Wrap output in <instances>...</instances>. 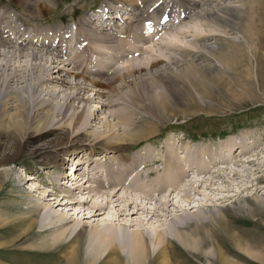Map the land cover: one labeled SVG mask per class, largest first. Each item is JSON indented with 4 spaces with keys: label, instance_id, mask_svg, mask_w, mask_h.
I'll use <instances>...</instances> for the list:
<instances>
[{
    "label": "rangeland",
    "instance_id": "1",
    "mask_svg": "<svg viewBox=\"0 0 264 264\" xmlns=\"http://www.w3.org/2000/svg\"><path fill=\"white\" fill-rule=\"evenodd\" d=\"M105 1L80 0L72 8L60 10L56 15L57 19L49 22L58 26L54 23L77 21L88 11H91V14L95 11L98 12L99 7ZM205 1L207 5L204 7L210 5L212 9L222 10V6L226 8L228 5V7L236 8L230 18L231 22L226 25L227 29L225 30L219 27L216 31L206 24L204 31H207L201 33L202 36L199 33L200 35H195L196 38H194L195 36L192 38L190 34H185L186 37L182 34L185 43L192 46L193 42H196L194 44L199 46L193 44L196 48L192 46L191 49L195 48V52L190 50V46L187 48L188 45L182 47V50L178 52L177 48L173 47L174 52L171 49L170 54L166 52L169 57L165 55L167 58L154 62L155 69L151 68L152 72L144 66L141 69L142 77L138 80L128 75L120 78L116 67L124 64L123 61L127 58L118 56L112 63H107L104 71H96L90 76L99 79L104 84L102 90L105 93L102 95V102L97 104L96 100L94 107L97 106L98 110L102 109L103 113L107 110L125 111L126 116L129 117L125 116L126 118H133L130 122L134 125L132 124L128 129L121 127L116 131V133L122 134L124 144L119 147L117 154L113 151L101 153L96 145L84 147V151L81 152L80 149L83 148L81 146L74 149L75 154L74 150L58 154V164L62 163L63 165L60 170L58 167L50 168L48 165L41 167L37 163L38 158L29 154V150L33 146L20 148V135L16 129L6 121V125H0V264H68L71 259L69 257H72L74 253H76V263L73 264H85L90 258H93V256L84 254V249H87L85 242L89 231L94 229V225L99 228L103 225V227L108 226L110 221L106 217H110L109 214L112 211L105 210V213L101 212L100 216L91 217L93 215L91 210L85 209L90 207L95 199L89 198L86 191H81L86 188L87 184L76 190L74 185L63 186L64 190L68 188L72 190V196H74L70 197V201H66L62 199V195L55 193L56 190L53 191L49 188L51 184H48L47 180L64 181L71 171L70 165H75L77 168L76 176L81 174L89 179L92 176L91 170L96 165L107 164L106 159L111 155L114 158L120 156L115 161L120 160L123 164L130 162L134 164L138 159L137 165H143L134 169L133 175L131 174L130 177H134L137 173L143 179L145 178L143 172L149 171L151 175L148 176V184H151V181L162 172L175 175V169H183L185 175L181 177L180 181H177L175 188H167L168 190L158 192V194L153 192L151 200H145L141 192L135 191V195L140 198L137 200L138 203L141 202L140 207L153 213L147 224L139 222L144 210H139L128 218L121 217L120 220L127 219L125 220L127 222H122L123 225L114 222L116 226L123 227L128 234L129 231L139 228L137 226L142 223L143 227L140 226L139 230L142 229L151 238H155L159 231L162 232L170 245L177 248L175 258H166L168 264L175 262L178 264H216V250L221 252V258L227 264H264V95L261 92V88L264 91V80L260 81L259 75L258 79L256 78L258 73L264 77V0ZM140 2L141 0L137 4ZM0 4V7L12 6L10 0H0ZM86 8L90 10L84 12ZM176 9L174 16L177 15L175 12L178 13L181 10L180 8V10ZM72 10L74 11L73 18H71ZM196 14L201 15L202 9L197 10ZM191 16L194 18V15ZM126 18L125 22L113 21L118 25L117 31L119 28H123V32L119 34V31H116L117 35L114 38L118 39L120 36L118 40L114 39L115 41L103 43L107 47L109 55H117L121 48H124L123 50L127 48L130 51L135 45L138 46L140 43L138 41L142 39L139 34L143 35L144 32L140 30L142 32L137 34L134 29L146 23H155V17H147V20L128 19V16ZM94 19L91 18V22ZM189 20L187 19L185 22L191 23L192 20ZM43 22L48 21L44 20ZM30 24L32 25V23ZM121 24L123 27H120ZM128 28H132L130 29L132 30L131 37L124 34ZM106 30L104 29V31ZM159 35L160 33L156 36L153 35L154 37L151 36L150 39H145L144 42L150 40L146 46L150 44L155 48L166 47L167 45L161 44V41L158 40ZM182 35H180L181 38H183ZM127 39L130 42L133 39V42L127 43ZM84 47L86 55H92L93 47L88 45H84ZM189 50L190 52H186ZM132 53L133 55L140 53L142 56V51L138 53L133 51ZM166 62L168 63L166 64ZM188 68H191L192 71L196 68L193 71L195 79L190 77ZM162 70L163 72H161ZM181 71L183 72L181 73ZM187 72L188 74H186ZM163 73H166L167 76H175L179 80L176 85L180 91L174 90L173 101L166 105L170 114H164L166 112H162V109L157 112L152 108L146 110L143 108V106L148 107L146 101L143 104H138L137 99L134 107L132 100L138 97L136 93L140 89L139 80L148 82V85L151 82L153 87H157V82ZM219 79L222 80V83L218 91L216 87L214 89L216 84L214 81ZM259 84H261V88ZM206 88H209L213 94L201 95V92L208 91ZM21 107L22 103L18 100L15 110L12 108L11 113L19 114L20 117ZM75 109L81 110L80 107ZM108 116L109 113H107ZM96 128L99 129V125H96ZM54 134L55 131H51L49 138H52ZM244 135H247V139H244L247 144L242 146L239 143L243 141L241 137ZM130 138H133L132 141ZM230 140L237 143L231 151L228 149ZM171 144L176 150L174 156L180 157V162L172 159V167L175 166L172 171L166 170L164 167L168 148H173ZM52 152L51 150L43 152L40 158L41 163H46L48 156L54 155ZM71 155L75 157V161L65 162L66 157L69 159ZM216 157L225 158L216 160L217 163H220L214 165L213 159ZM93 158H97V160L91 162ZM203 160L206 163H212L215 169L208 172L204 167L197 168L198 163ZM248 163L251 165L255 163L257 166L253 167ZM85 167L89 168V171H84ZM101 170V168H96L95 172H98L99 175ZM255 170H258V174ZM2 172L8 174L3 175ZM23 172L27 174L26 177ZM228 173H238L239 176V178L236 176L233 178L231 175L230 178L234 184H231L230 189L225 184L226 181L232 183L227 177L230 175ZM247 173L252 175L245 178ZM216 174L223 177L218 178ZM172 180L169 181V185L173 183ZM197 180L199 183L214 180L213 182L217 184L215 187H220L216 189L215 187L203 188L201 186L197 191H194L198 184V182L195 183ZM256 181H258L257 184ZM246 182L250 187L246 186L251 189L236 195L234 191L238 190L235 187L238 188L240 184ZM80 192L82 193L81 198L77 194ZM82 198L85 200H81ZM75 199L78 202L81 201L82 207L75 205ZM159 201L168 202L166 214L157 209L158 204L156 205V203ZM100 202L101 200L98 201V203ZM77 207L78 211H76ZM61 213L63 218L59 220L56 217ZM174 226L178 227L177 231L173 230ZM81 228L85 233L82 235V237L85 236L83 239L81 236L77 237ZM64 229L66 231H63ZM176 237L189 240L186 248L177 242ZM78 242L82 243L79 247L77 246ZM155 247L157 248L158 245Z\"/></svg>",
    "mask_w": 264,
    "mask_h": 264
},
{
    "label": "bare ground",
    "instance_id": "2",
    "mask_svg": "<svg viewBox=\"0 0 264 264\" xmlns=\"http://www.w3.org/2000/svg\"><path fill=\"white\" fill-rule=\"evenodd\" d=\"M10 1L12 6L0 7V125H6V121L8 124H11V127L13 126V128L16 129L17 133L20 135V148L22 146H33L32 149L29 150V154L33 155L34 158H38L37 163H39V166L41 165V167H43L48 165L50 168L58 167L59 170L63 165L62 163L58 164V154L62 152H73L74 149L78 147L80 148L81 146L83 147L80 149L81 152L84 151V147H93L96 145L98 147L97 149H100L101 153L113 151V153L117 154L120 149L119 147L124 144L121 136L122 134L116 133V131H118L121 127L128 129L133 124L130 122L133 118L128 119L129 117L126 116L125 111L117 112L107 110V112L105 111L103 113L101 111L102 109L98 110L97 106L94 107L96 102L97 104L102 102V95H104L105 92L102 90V85H104L103 82L99 79L93 77L91 78L90 76L92 74L96 73V71H104L107 63H112L115 57H126L127 59L123 61L124 64L116 67L118 75H120V78L128 75L131 76V78H136V80H138L142 77L141 69H143L144 66L148 71L150 70V72H152L153 69H155V66H153L154 62L161 61L162 58H167L168 55L166 52L170 54V49L173 51V47L177 48L176 50L178 52L182 50V47L188 45L187 48L190 46V50L195 52V46H198L194 44L196 42H193L195 46L192 44L195 48L191 49L192 46L184 42L185 39L183 35L185 36V34H190L193 38L199 33H204L207 31H204L206 24L209 25L208 27L213 28V30L215 29L216 31L219 27L223 30L227 29L226 25L231 22L230 18H232V13L236 8L234 6L228 7L229 5L226 8L225 6H222V10L216 8L212 9L210 5H208V7H204L207 5L205 0H141L140 4H137L139 0H106L101 4L98 12L92 11L93 14H91V11H88L90 9L86 8L84 12H88H86L79 20L71 21L70 23L67 22L68 24L65 21L64 22L66 24L61 21L59 23H54L58 25L55 26L49 21L52 22L57 19L56 15L60 10H68L80 0ZM176 8H180L181 10L179 9V14L175 12L177 15L175 14L176 16H174ZM200 9H202V14H196V11ZM191 15H194V18H192ZM73 16L74 11L72 10L71 18H73ZM126 16H128V19L140 18L143 20H147V17H155V23H146L143 25H141V23V26L134 29L137 34L142 32L140 30H143L144 32L143 35H141V33L139 34L143 40L141 39L138 41V43L140 42L138 46L135 45L132 49H130V51L129 49L127 50V48L123 50L124 48H121V46V51L117 55H109L107 54V47H105L103 43L119 39L120 36L118 39H115L114 36L117 35L116 33L118 31L119 34L120 32L122 33L123 28H119L117 31L118 25L113 21L118 20V22H125L127 19ZM91 18L95 19L91 22ZM187 19L192 20L193 23H186L185 21ZM44 20L48 22H43ZM30 23H32V25ZM120 27H123V25L121 24ZM104 29L107 30L104 31ZM125 29L124 31H126ZM130 29L128 28L126 33H124L129 35L127 37H131L130 35L132 34V30ZM159 33L160 35L158 40L161 41V44L167 46L164 48H155L150 46V44L149 46H146V43L150 40H146L145 42L144 40L150 39L151 36H156ZM180 35H182L183 38H181ZM200 36H202V34ZM196 37L197 36L194 38ZM131 42H133V39ZM131 42L129 40L127 41V43L130 44ZM84 45L91 46V48L93 47L95 52L93 51L94 53L92 52V55L90 56L86 55V46L84 47ZM190 50L186 52H190ZM133 51L137 53L142 51V56L140 53L133 55ZM213 52L214 51L212 50V54ZM165 55L167 56L165 57ZM167 63L168 62H166V64ZM163 70L161 72H163ZM187 71L189 72L190 77L195 79V74L191 68H188ZM182 72L183 71H181V73ZM188 72L186 74H188ZM258 75L260 81L264 80L261 73L257 74V79ZM176 82H179L177 77L171 75L167 76L166 73H163L159 78L156 85L157 87H153L151 82H149L148 85V82H140L139 80L140 89L138 90L137 88L138 92L136 93L138 94V97H135L132 100L134 107L137 103L136 99L138 104H143L144 101H146L148 107L143 106L146 110H150V108H152L157 112L162 109V112H166L164 114L169 115L170 111H168L166 105L168 102L173 101L174 90L180 91V89H177ZM214 82L216 83L214 89L216 87V90L219 91L222 80L219 79ZM259 87L261 88V84H259ZM206 89H208V91H205V93L201 92L200 94H206L207 96L213 94L209 88ZM134 91L136 92V90ZM261 92L264 95L262 88ZM18 100L22 103L20 117L19 114L13 115L11 113L12 108L15 110V105H17ZM160 100H162V102H160ZM77 107H80L81 110L77 111V109H75ZM107 113H109L108 117ZM95 121L98 122L96 123ZM96 125H99V129L96 128ZM51 131H55V134L52 138H49ZM246 136L244 135L241 137L243 141L239 144L242 146L247 144V142L244 141V139H247ZM249 137L251 138V136ZM130 139L132 141L133 138ZM171 142L174 143L173 141ZM228 145V149L231 151L237 143L230 140ZM171 146L173 147L174 145L171 144ZM46 150L53 151L52 154L54 155H49L47 158L48 160H46L47 162L41 163V155ZM175 152L176 150L174 147L168 148V154L165 156L166 158L164 160V167L166 170L172 171V168H175V166L172 167V159L179 161L180 157H175ZM46 153L48 154V152ZM69 157V159L66 157L65 162L75 161V157L73 155ZM118 157L120 156L114 158L113 155H111L106 159L107 164L96 165L91 170L92 176L89 179L85 175L81 176V174L76 176L77 168H75V165H70L71 171H73L70 175L71 180H69H73V184L71 183V185H74V189L76 190L78 187H82L87 184V186H85L86 188L79 190L86 191L85 193L89 198L91 197L96 200L92 202V200L89 199L92 204L89 202L91 206L85 209L89 211L91 210V214L93 213L91 217L100 216V213L105 210L112 211L110 213L111 215L108 213L110 217H106L107 220L109 219L110 221V224L107 222L109 224L108 226L103 227V225L99 228L94 225V229L89 231L85 242L87 244V249H84V254L93 256V258H90L85 264H168L166 258H175L177 255V248L170 245V242L165 239L164 234L160 231L156 234L155 238H151L145 234L142 229L139 230L143 223L147 224L149 222V217L153 213L150 210L147 211L140 207L141 202H137L140 198L135 195V191L141 192L144 195L145 200H151L153 192L158 194V192L168 190L167 188H175L178 183L177 181H180L182 179L181 177L185 175L183 173L184 171H182L183 169L181 170V168L175 169V175L172 173L169 175L166 172H162L163 174L160 173L157 178L152 181L150 180L151 184H148L147 179L148 176L151 175L149 171L143 172L145 175V178L143 179L137 175V173V178L136 175H134V177L132 176V178L130 177L131 174L133 175L134 169L142 167L143 165H137L138 159L134 164L132 162L123 164L120 160L115 161ZM223 158L225 157L214 158V165L217 163L216 160H222ZM95 160H97V158H93L91 162H94ZM214 165L209 162L206 163V161L204 162L203 160V162H199L196 167H204L209 172L215 169ZM251 166L254 167L257 165L254 163ZM96 168L102 169L101 172H99V175L98 172H95ZM86 170L89 171V168L87 169L85 167L84 171ZM219 171H217V173ZM255 172L258 174V170H255ZM2 174L7 175L8 173L2 172ZM223 174L226 175L225 173ZM228 174H230L227 176L229 178L231 175L233 178L235 176L239 178L238 173ZM216 175L218 178L223 177H220L221 175L218 174ZM251 175L247 173V177H244L248 178V176ZM24 176L26 177L27 174L25 173ZM259 178L260 177L258 176V179ZM66 180L67 179L64 181H59L58 179H48L47 183L51 184L49 188L53 191L56 190L55 193L63 196L62 199L70 201V197H74L72 196V190H69V188H65L67 190H64L62 188L63 186H67L68 183ZM170 180L173 182L171 185L168 184ZM213 181L214 180L211 182L201 181L199 183L197 180L195 183L198 182V184L194 191H197L201 186H203V188L215 187L216 183ZM231 181L232 183H227V181L225 183L229 189L231 188V184H234L233 180L230 178V182ZM247 181L251 180L248 179ZM257 182L258 181H256V184ZM246 185L249 186L248 182L240 184V186L237 185L238 188L235 187V189L238 191H234V193L238 195L244 191L246 192L250 190V186L247 187ZM219 187L220 186L215 188L217 189ZM77 194H79L78 197L81 198L80 195L82 193L80 192ZM81 200H85V198H82ZM99 200H101L100 203H98ZM80 202L81 201L78 202V200H76L75 205L82 207ZM156 205L158 210L166 214L168 202L165 203L159 201ZM77 209L78 207L76 208V211H78ZM139 210L145 211L143 212V216L140 221L138 220L140 223H143L139 226L136 225L139 228L134 231H129V234L124 231L123 227H118L116 226V223L114 224V222H118V224L127 222L125 221L127 219L120 220V218H128L136 214ZM56 218L59 220L63 218L62 213L60 215L58 214ZM65 229L63 231H66ZM173 230L177 231L178 227L174 226ZM63 231H61V233ZM84 234V230L82 229L79 231L77 237H82ZM84 237H82V239ZM176 240L184 248H186V244L189 242L186 238H177ZM80 245H82V243L78 242L77 246L79 247ZM155 245H158V247L156 248ZM216 254V264H227L221 258L222 254L219 250H216ZM102 256L103 258H100ZM69 258L71 259L68 264L76 263V253ZM174 264L178 263L175 262Z\"/></svg>",
    "mask_w": 264,
    "mask_h": 264
}]
</instances>
